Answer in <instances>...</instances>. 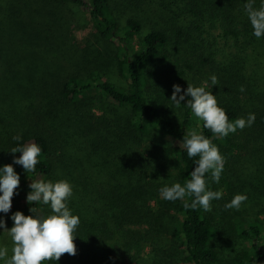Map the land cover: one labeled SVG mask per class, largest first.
I'll list each match as a JSON object with an SVG mask.
<instances>
[{
	"label": "trees",
	"instance_id": "obj_1",
	"mask_svg": "<svg viewBox=\"0 0 264 264\" xmlns=\"http://www.w3.org/2000/svg\"><path fill=\"white\" fill-rule=\"evenodd\" d=\"M247 2L0 0V63L19 87L15 98L30 101L36 111L37 105L46 102L42 119L21 112L16 116L22 128L0 140V166L13 165L19 158V153H10L13 147L36 143L41 154L35 172L26 173L18 165L26 178L25 194L31 191L32 181L67 180L71 184L73 195L67 206L80 221L74 232V264H102L110 254L103 237L107 231L97 228L105 209L114 212L112 217L120 229L147 225L149 231L161 235L166 230V215H174L171 239L185 247L183 264H264L261 224L247 222L241 215L228 222L230 234L248 247L227 254L219 244L224 232L211 212L184 207L191 198L166 200L162 209L158 202L159 213L150 207L161 187L184 186L190 179L199 157L190 159L183 147L189 129L210 139L224 158L218 183L210 173L205 175L208 190L221 192L224 186L227 192L211 201L213 208L229 199L232 179L240 178L237 168L250 163L264 166V83L258 76L264 68V36L257 39L252 34L244 10ZM261 2L255 0L254 6L258 8ZM84 8L90 12L97 42L110 43L116 50L113 68L127 86L109 79L110 66L105 69V58L98 49L82 51L76 44L68 22L72 13ZM139 34L143 41L135 50L133 42ZM43 47L54 53L50 62L56 64L57 72H43L40 85L30 71L35 70L33 57L45 61V55L36 51H44ZM171 47H176L181 57L175 62ZM213 75L218 79L215 86L210 81ZM203 82L211 87L206 90L216 96L229 122L247 119L250 113L255 114V122L227 137L215 136L184 106L191 97L186 96L179 108L170 100L173 85L181 88L179 98L188 83ZM92 107L104 116L92 115ZM178 111L181 121L175 114ZM15 136L21 139L16 141ZM30 207L37 209L34 216L51 214L49 205L38 203L28 204L26 216L32 215ZM136 240L133 237L134 243L126 244L129 250L138 252Z\"/></svg>",
	"mask_w": 264,
	"mask_h": 264
},
{
	"label": "clouds",
	"instance_id": "obj_2",
	"mask_svg": "<svg viewBox=\"0 0 264 264\" xmlns=\"http://www.w3.org/2000/svg\"><path fill=\"white\" fill-rule=\"evenodd\" d=\"M255 0H248L244 5L245 13L253 29V35L259 39L264 36V0L257 8ZM211 85L215 86L218 79L215 75L210 77ZM241 92L244 88L241 87ZM181 92L178 85H173V94L170 98L175 107H181V101L186 96L191 97L184 105L191 109L192 115L203 122V127L209 129L215 136L227 137L235 133L237 129L243 130L255 122V114L250 113L245 118H238L229 122L226 111L218 106L216 96L206 90V86H194L188 83L184 95L177 98ZM19 141L20 136L13 137ZM183 147L187 156L191 159L199 157L195 162V169L190 173V179L184 186L174 183L165 185L159 189L160 196L168 201L183 200L186 196L191 198V203H185V208L196 210L203 208L211 210V201L222 198V192L211 191L207 188L205 175L210 173L214 182L218 183L224 167V158L212 141L200 134L196 129H189L183 136ZM13 155L19 153L18 159L13 163L21 165L26 173L35 172L41 148L36 143H28L13 147L10 151ZM20 184V176L15 172L11 164L0 167V212L8 213L12 207V198L16 194ZM31 191L27 194L26 201L29 205L43 203L49 205L51 214L47 216H34L36 207H30L32 215L25 216L17 211L11 216L14 226L8 230L5 222L0 220V228H4L11 238L12 247L9 256L8 247H0V261L3 264H46L47 261H59L68 254L76 255L74 232L79 225V217L73 215L67 206V201L73 195L71 184L67 180L32 181L29 185ZM247 200L244 194H236L225 209L239 210Z\"/></svg>",
	"mask_w": 264,
	"mask_h": 264
},
{
	"label": "rangeland",
	"instance_id": "obj_3",
	"mask_svg": "<svg viewBox=\"0 0 264 264\" xmlns=\"http://www.w3.org/2000/svg\"><path fill=\"white\" fill-rule=\"evenodd\" d=\"M77 11L78 12H75L77 13L76 15L75 13L71 14V20L68 22L71 31H73L76 44L82 51L90 48L98 49L105 58V69H107V66H110L111 70L107 72L109 79L118 86H127V81L113 68V59L115 57L116 50L110 43L97 42L98 40L95 39L96 32L89 10L84 8ZM76 19H78V24H76L77 26H75ZM142 41L143 34H139L135 37L133 42L135 50L140 48ZM38 49L39 48L36 50L38 51V53L36 52L37 55H45V61L38 59L40 57H33L32 65L35 70H31L30 73L32 74L33 81L35 83L38 81V83L42 85L43 80L41 76L44 75L42 73L44 72L47 75H51L53 73L55 75L57 72V66L53 62H50L54 53L47 52L45 47H43L44 51L41 52H39L40 50ZM170 54L173 62L181 58L176 47L170 48ZM183 66L185 67V64H183ZM260 69L261 70L259 71L258 76L264 83V68ZM7 72V68L0 63V140L7 139L8 136L15 133L18 128H22L20 123L16 120V116L20 112L33 116L31 119H37L35 117H40V119H42V117L46 115V102H41V104L37 105L36 111V105H33L30 101L23 100L20 102L21 99L15 98V94L18 92L17 88L19 87L12 82V76ZM195 86H206V89H211L206 82L198 83ZM89 111L96 117L104 116V114L100 112L97 107H92ZM117 113L120 114L118 111ZM175 114L181 121V112L178 111ZM53 117H55V115H53ZM108 117L112 118V114H109ZM4 119L7 120L5 123L3 122ZM70 132L72 133L71 130ZM3 166L5 165H1L0 167ZM12 166L15 172L20 176V184L18 189H16V194L12 198V207L10 211L8 213L0 212V220L5 222V227L8 230L14 226L11 216L17 211L22 212L26 216V210L28 207V203L26 201L27 195L25 194V174L18 165L13 164ZM237 169L240 180L238 177L233 176V192L229 193V199H227V197L222 199L223 201L221 204L216 203L215 208L211 205V210L209 211L215 221L218 222L220 229L224 232L223 236L220 238L219 244L227 254H232L237 250H243L248 247L247 243L239 240L236 235L230 234L227 228L228 222L235 220L236 216L241 215V218L247 222H257L264 226V166L259 168V166L250 163L243 168L241 167ZM223 187L224 186L220 187L222 198L227 195V192L223 190ZM236 194L246 195L247 200L241 205L239 210L225 209V204L229 203ZM158 202L161 203L160 207L162 209V204H165L166 200L160 195L159 197L154 195V198L150 202V207L155 213H159L160 211ZM104 212L105 213H102L103 215L101 220H97V228L107 231H104L103 237L105 238L106 245L111 250L110 254L102 264H183L181 259L184 258L183 254H185V247L181 242L177 243L174 241L173 244L171 239L172 230H170V228H172L173 225L175 226V220L173 219L174 215H172V218L171 216L166 215L165 219H167L168 222H166L165 219L163 220L166 230L165 233L161 235L149 231V227L147 225L135 224L123 226V228L121 227L120 229V226H117V223L112 217L114 212L107 209H105ZM171 222L172 225L170 226ZM4 230V228H0V247H8L10 256L12 241L7 232H4ZM141 236L143 237L141 238ZM133 237L138 239L136 242L138 241L140 243L139 248H137L139 249L138 252L129 250L126 246L127 243H134L132 241ZM173 251H176L177 253H173ZM172 253L175 254L176 257H173L171 255ZM73 258L74 256L65 254L60 258V261L65 264H74Z\"/></svg>",
	"mask_w": 264,
	"mask_h": 264
}]
</instances>
